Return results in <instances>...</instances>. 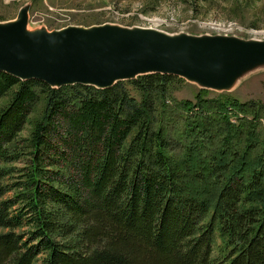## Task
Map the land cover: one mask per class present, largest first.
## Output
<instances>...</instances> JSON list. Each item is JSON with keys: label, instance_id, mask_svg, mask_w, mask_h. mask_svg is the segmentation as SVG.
Wrapping results in <instances>:
<instances>
[{"label": "trees", "instance_id": "obj_1", "mask_svg": "<svg viewBox=\"0 0 264 264\" xmlns=\"http://www.w3.org/2000/svg\"><path fill=\"white\" fill-rule=\"evenodd\" d=\"M185 81L0 71V264H264V103Z\"/></svg>", "mask_w": 264, "mask_h": 264}, {"label": "water", "instance_id": "obj_2", "mask_svg": "<svg viewBox=\"0 0 264 264\" xmlns=\"http://www.w3.org/2000/svg\"><path fill=\"white\" fill-rule=\"evenodd\" d=\"M30 6L0 21V71L53 88H110L147 74H168L201 89L229 91L264 65V40L228 34L170 33L102 23L30 30Z\"/></svg>", "mask_w": 264, "mask_h": 264}, {"label": "rangeland", "instance_id": "obj_3", "mask_svg": "<svg viewBox=\"0 0 264 264\" xmlns=\"http://www.w3.org/2000/svg\"><path fill=\"white\" fill-rule=\"evenodd\" d=\"M26 5L30 6V30L110 22L170 33L228 34L264 40V0H0V21L15 19ZM200 90L199 85L185 81L177 85L175 95L181 100H194ZM221 94L240 102L264 103V65L245 75L229 91L209 89L208 97ZM8 100H0V107ZM261 123L264 126V118ZM31 129L29 123L22 134L28 135Z\"/></svg>", "mask_w": 264, "mask_h": 264}]
</instances>
